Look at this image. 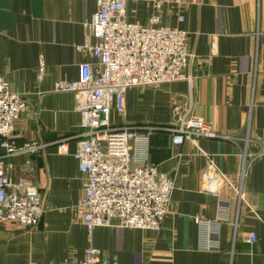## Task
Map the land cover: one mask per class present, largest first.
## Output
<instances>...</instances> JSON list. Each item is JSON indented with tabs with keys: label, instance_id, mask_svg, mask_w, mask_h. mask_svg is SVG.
Listing matches in <instances>:
<instances>
[{
	"label": "crops",
	"instance_id": "0c3cea01",
	"mask_svg": "<svg viewBox=\"0 0 264 264\" xmlns=\"http://www.w3.org/2000/svg\"><path fill=\"white\" fill-rule=\"evenodd\" d=\"M96 8V0H0V75L25 103L13 138L39 144L5 164L8 175L17 174L12 181L39 190L43 205L31 230L0 223V264H63L82 260L90 246L119 264H264V0L125 3L128 21L146 24L156 13L159 24L185 30L191 53L189 80L132 87L123 115L110 113L113 126L152 128L148 160L173 180L158 232L107 226L88 232L75 213L84 180L72 156L80 114L74 94L53 87L95 62L75 46L84 36L94 41L83 23ZM188 105L217 136L175 146L173 130ZM223 197L229 221L213 223L208 235L195 219L214 220Z\"/></svg>",
	"mask_w": 264,
	"mask_h": 264
},
{
	"label": "built area",
	"instance_id": "2783aa9c",
	"mask_svg": "<svg viewBox=\"0 0 264 264\" xmlns=\"http://www.w3.org/2000/svg\"><path fill=\"white\" fill-rule=\"evenodd\" d=\"M127 1L96 0V11L83 23L94 41L84 36L75 46L95 62L80 64L76 79L58 80L53 87L57 92H72L80 114L81 139L72 156L84 180L75 213L88 232L97 226L160 231L173 189V180L148 160L152 128L113 126L110 113L114 109L123 115L124 95L132 87L189 80L184 72L191 57L187 32L159 24L156 13L146 24L126 20ZM159 5L157 1L155 8ZM24 108V101L0 75V223L12 222L30 230L43 213L41 195L34 185L12 181L5 164L6 157L31 154L39 148L35 141L17 144L13 138L15 122ZM173 131L175 146L197 137L217 136L209 124L191 113L190 105L178 115ZM59 152H67L65 142L60 143ZM195 220L211 234L213 223L229 221V198L219 199L214 220ZM254 239L249 233L248 241ZM63 264L119 263L102 259L99 249L90 246L82 260Z\"/></svg>",
	"mask_w": 264,
	"mask_h": 264
},
{
	"label": "rangeland",
	"instance_id": "374dc122",
	"mask_svg": "<svg viewBox=\"0 0 264 264\" xmlns=\"http://www.w3.org/2000/svg\"><path fill=\"white\" fill-rule=\"evenodd\" d=\"M15 176H17V174L15 173V171L12 172V170L10 171V169H9V177H10V178H11V177L14 178ZM14 180H15V179H14ZM14 180H13V181H14ZM14 182H15V181H14ZM16 182H17V180H16ZM32 229H33V228H32ZM30 230H31V229H30Z\"/></svg>",
	"mask_w": 264,
	"mask_h": 264
}]
</instances>
